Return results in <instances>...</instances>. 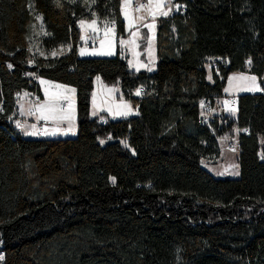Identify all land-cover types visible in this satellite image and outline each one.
I'll list each match as a JSON object with an SVG mask.
<instances>
[{
	"label": "trees",
	"instance_id": "obj_1",
	"mask_svg": "<svg viewBox=\"0 0 264 264\" xmlns=\"http://www.w3.org/2000/svg\"><path fill=\"white\" fill-rule=\"evenodd\" d=\"M176 3L186 13L158 19L148 74L121 52L78 54L82 21L128 36L124 0H0V264H264V95L237 96V110L198 122L199 101L224 97L230 74L264 78V0ZM215 58L230 68L210 82ZM96 77L120 86L138 116L92 118ZM37 78L76 89V138L28 139L7 123L18 95H41ZM223 141L240 144L239 179L202 166Z\"/></svg>",
	"mask_w": 264,
	"mask_h": 264
},
{
	"label": "crops",
	"instance_id": "obj_2",
	"mask_svg": "<svg viewBox=\"0 0 264 264\" xmlns=\"http://www.w3.org/2000/svg\"><path fill=\"white\" fill-rule=\"evenodd\" d=\"M139 3L145 4V12L138 13L137 11H134V9L128 8L133 4L138 5ZM179 5L181 6V4L176 3V0H126V8L123 9L124 17L126 12L132 13L136 22L134 29H131L128 26L127 19L125 18L128 34L126 38L117 37L116 27L112 23H100L97 20L82 21L83 23H81V27L83 30V44L78 51L79 57H115L118 52H121V56L127 60L129 53L128 41L130 35L133 32H137L141 36V38L146 37L147 39H152L156 44L155 34L153 33L152 37L151 34L153 28L157 31V20L160 18L171 16L176 12V9ZM165 12L167 13V15H164ZM142 40L139 41L141 42ZM68 48L66 47L65 49H60L56 52V54L59 52L64 54L67 51H70L71 47ZM151 56L155 61L156 55L154 53H151ZM206 68L208 70L209 66L207 65ZM208 78L210 82L213 81L211 73L209 74ZM37 83L40 86L41 97L43 99L42 102L37 103L36 105H32L27 101L31 94H24L21 95L22 101L17 106V112L26 120L23 137L28 139H49L60 137L63 134L65 135L64 137H68L66 135V131L68 130V128H77L76 89L43 78H37ZM48 87L56 89L60 98L57 100H52V96L47 89ZM72 89H74L75 91H71ZM224 94L225 96L229 95L225 92ZM65 96H70L72 101L69 102L65 100ZM121 96H118V98L120 99ZM52 104H54L56 108L54 112L48 111L47 108V105ZM134 109L138 113V109L135 107ZM225 109L226 110L224 111H227L226 106ZM42 115L46 118L42 119ZM100 121L102 123H106V120L104 119H100ZM33 125L35 127H33ZM40 129L42 131H40Z\"/></svg>",
	"mask_w": 264,
	"mask_h": 264
},
{
	"label": "rangeland",
	"instance_id": "obj_3",
	"mask_svg": "<svg viewBox=\"0 0 264 264\" xmlns=\"http://www.w3.org/2000/svg\"><path fill=\"white\" fill-rule=\"evenodd\" d=\"M126 5V0H124ZM140 4V3H139ZM144 4V3H143ZM145 5V4H144ZM137 5H132L128 7L129 9H134L136 11ZM181 6L179 5L176 9L179 10ZM145 12V9L139 13ZM125 18L127 19L128 26L131 29H134L136 22L134 15L132 13L126 12ZM158 21V20H157ZM45 27L43 24V18L37 16V23L34 24L31 35V43L34 48V51H39L36 42L45 35ZM155 34V41L157 40V31L156 29H152L151 37ZM141 36L137 32H133L130 35L128 44H129V53L127 57V61L129 64V68L139 73L141 71H146L148 74H153L157 69V56H155V61L151 56V53L156 55V44L152 39L142 40ZM139 40H142L141 42ZM146 41V49L145 51L141 50L142 43ZM69 49V48H68ZM71 51V50H70ZM67 51V52H70ZM38 53V52H37ZM60 54V55H58ZM63 53H54L53 56H62ZM65 54V53H64ZM63 54V55H64ZM209 70V68H208ZM210 74V70L208 72ZM209 76V75H208ZM255 77L246 73H232L229 75L226 83V87L224 92L229 95L240 96L244 94H257L259 90L260 80L255 77V80L252 79ZM209 80V78H208ZM210 81V80H209ZM95 89L92 96V108H91V117H99L100 119H104L107 121H116L122 119H128L131 117L138 116V113L134 109V105L131 101L118 96L122 95L121 87L117 85H111L105 83L100 77L95 78L94 83ZM49 93L51 94L52 100H57L60 98L56 89H52L50 87L47 88ZM133 97L140 98L141 93L137 89L133 92ZM65 100L71 102L70 96H65ZM136 108V107H135ZM67 138H76L77 137V128H68L66 131ZM63 134L60 137H64ZM261 145L263 151L260 155L262 161H264V140H261ZM231 141L222 142L220 152L215 157H210L202 160V166L206 169L211 175H213L217 179H239L240 178V166H239V153L238 151L232 152L229 150ZM2 242H0V245ZM3 261V254L0 251V262Z\"/></svg>",
	"mask_w": 264,
	"mask_h": 264
},
{
	"label": "built area",
	"instance_id": "obj_4",
	"mask_svg": "<svg viewBox=\"0 0 264 264\" xmlns=\"http://www.w3.org/2000/svg\"><path fill=\"white\" fill-rule=\"evenodd\" d=\"M145 9V5L143 3H140L136 6V11L139 13ZM177 12L186 13V7L184 5H181V8L177 10ZM114 25V23H112ZM251 64V59L247 62V65L249 66ZM35 65L33 63H30L28 65V68L31 69ZM209 70L211 73V77L214 81L215 78L222 79L224 76L225 71L230 68L229 61L225 58H215L211 59L208 63ZM258 93L261 95H264V78L260 81ZM141 93V95L146 93V87H140L138 89ZM17 100V106L21 103L22 97L18 95L16 97ZM42 97L38 92H34L30 95L28 98V102L32 105H36L37 103L42 102ZM199 110H200V116H199V126H205L208 124L216 123L221 116V114L224 112L225 106L227 107L228 112H233L237 110L238 107V98L234 95H226L222 98H216L213 100H201L198 103ZM7 123L9 126L14 130L16 134L23 135L25 131V125L26 120L24 117H22L18 112L17 109L14 111L12 115L9 116ZM40 131H42L40 129ZM238 134L244 133L246 136H250V130H238ZM240 144L239 142H233L229 145V150L232 152H237L239 149Z\"/></svg>",
	"mask_w": 264,
	"mask_h": 264
},
{
	"label": "snow or ice",
	"instance_id": "obj_5",
	"mask_svg": "<svg viewBox=\"0 0 264 264\" xmlns=\"http://www.w3.org/2000/svg\"><path fill=\"white\" fill-rule=\"evenodd\" d=\"M158 6H159V5H158ZM164 15H167V13L165 12ZM81 23H83V22H81ZM252 79L255 80V77H252ZM71 91L74 92L75 90L72 89ZM41 107H45V106H41ZM47 108H48V111H51V112H54V111L56 110L54 104H52V105H47ZM41 118H42V119H45L46 117H44V116L42 115ZM33 127H35V126L33 125ZM29 134H32V133H29Z\"/></svg>",
	"mask_w": 264,
	"mask_h": 264
},
{
	"label": "bare ground",
	"instance_id": "obj_6",
	"mask_svg": "<svg viewBox=\"0 0 264 264\" xmlns=\"http://www.w3.org/2000/svg\"><path fill=\"white\" fill-rule=\"evenodd\" d=\"M226 74V73H225ZM225 96V95H224ZM225 114H226V112H225Z\"/></svg>",
	"mask_w": 264,
	"mask_h": 264
},
{
	"label": "water",
	"instance_id": "obj_7",
	"mask_svg": "<svg viewBox=\"0 0 264 264\" xmlns=\"http://www.w3.org/2000/svg\"><path fill=\"white\" fill-rule=\"evenodd\" d=\"M0 248H1V245H0Z\"/></svg>",
	"mask_w": 264,
	"mask_h": 264
}]
</instances>
